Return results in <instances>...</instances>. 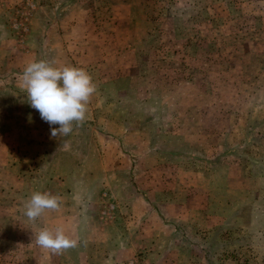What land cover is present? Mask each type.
<instances>
[{
  "label": "rangeland",
  "instance_id": "rangeland-1",
  "mask_svg": "<svg viewBox=\"0 0 264 264\" xmlns=\"http://www.w3.org/2000/svg\"><path fill=\"white\" fill-rule=\"evenodd\" d=\"M41 59L96 85L67 136ZM35 192L60 209L29 220ZM58 227L78 246L36 244ZM0 264H264V0H0Z\"/></svg>",
  "mask_w": 264,
  "mask_h": 264
},
{
  "label": "clouds",
  "instance_id": "clouds-1",
  "mask_svg": "<svg viewBox=\"0 0 264 264\" xmlns=\"http://www.w3.org/2000/svg\"><path fill=\"white\" fill-rule=\"evenodd\" d=\"M55 64L54 60L41 59L28 64L22 73L28 103L50 125L51 138L69 135L74 123L85 120L88 103L96 91V85L85 69L57 67ZM61 203L58 195L35 192L25 205V215L35 221L47 210L58 211ZM35 242L41 248L57 254L79 244L62 227L55 231L41 230L36 234Z\"/></svg>",
  "mask_w": 264,
  "mask_h": 264
},
{
  "label": "crops",
  "instance_id": "crops-1",
  "mask_svg": "<svg viewBox=\"0 0 264 264\" xmlns=\"http://www.w3.org/2000/svg\"><path fill=\"white\" fill-rule=\"evenodd\" d=\"M159 154V153H158ZM130 158L132 159V162H137L135 159H136V157L134 156H130ZM62 160V159H61ZM205 181H206V179H205ZM205 181H204V178L203 179H201V181L200 182H198V185L196 186L195 185V189H197L198 190V192H202V184H205V188H203V189H207L206 188V186L209 184V183H205ZM209 182V181H208ZM76 187H78V185L77 186H75V188ZM204 187V186H203ZM182 192H183V194H184V192H187V190L185 191V190H181ZM142 194V193H141ZM180 198H182L183 199V201H180L179 199L177 200V201H179V202H177L176 201V199H174L173 200V202H172V204H170V206L169 207H173V209H177L176 208V206L177 205H179L178 206V208L179 209H181L182 207H180V206H183L184 207V210L186 211V209L188 210V209H191V204L189 205V203H191L190 202V199L188 200V196H186L185 194H184V196H179ZM141 200H143L145 203H147L148 205H149V207L151 208V211L152 212H155V204H153V203H151L148 199H147V197L145 196V195H141ZM182 202H183V204H182ZM161 217H163V216H161ZM75 221H76V219H75ZM170 224V223H169Z\"/></svg>",
  "mask_w": 264,
  "mask_h": 264
}]
</instances>
